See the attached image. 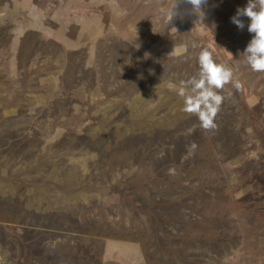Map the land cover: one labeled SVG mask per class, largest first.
<instances>
[{
	"label": "rangeland",
	"instance_id": "obj_1",
	"mask_svg": "<svg viewBox=\"0 0 264 264\" xmlns=\"http://www.w3.org/2000/svg\"><path fill=\"white\" fill-rule=\"evenodd\" d=\"M177 3L0 0V264H264L248 0ZM202 49L234 71L210 132L173 90Z\"/></svg>",
	"mask_w": 264,
	"mask_h": 264
},
{
	"label": "clouds",
	"instance_id": "obj_2",
	"mask_svg": "<svg viewBox=\"0 0 264 264\" xmlns=\"http://www.w3.org/2000/svg\"><path fill=\"white\" fill-rule=\"evenodd\" d=\"M192 6V11L199 16V22L204 19L202 6L207 4V0H184ZM177 0H170V5L166 10L167 22L171 23L177 15ZM247 17L249 23L247 30L252 33V38L242 53L245 63L253 72H264V0H248L243 8H238L236 14L231 18L232 22L239 29H244L245 25L239 17ZM186 50V49H185ZM198 73L187 80L181 81L179 86L173 85V90L182 98V111L189 116H196L200 127L210 132L217 128L215 122L225 96L220 92L225 85L233 83L234 71L232 68L215 62L212 53L207 49H202L197 57ZM234 87L239 89V81L234 83ZM193 144L192 148L195 149Z\"/></svg>",
	"mask_w": 264,
	"mask_h": 264
},
{
	"label": "trees",
	"instance_id": "obj_3",
	"mask_svg": "<svg viewBox=\"0 0 264 264\" xmlns=\"http://www.w3.org/2000/svg\"><path fill=\"white\" fill-rule=\"evenodd\" d=\"M211 18H213V16H208V17H206V19H208V23L211 25V21H210V19ZM236 82V81H235ZM234 82V83H235ZM234 92H236L237 93V95H239L241 92L240 91H234ZM237 95H236V97H237ZM227 126V124L226 123H222L221 124V128H220V130H222V129H224L225 127ZM125 151H126V149H124V150H121L120 151V153H121V155H122V159L121 160H118V161H121V162H119V163H125V164H127L128 162L125 160L126 158H125V156H129V155H131L132 154V151H130V152H128V153H125Z\"/></svg>",
	"mask_w": 264,
	"mask_h": 264
},
{
	"label": "bare ground",
	"instance_id": "obj_4",
	"mask_svg": "<svg viewBox=\"0 0 264 264\" xmlns=\"http://www.w3.org/2000/svg\"><path fill=\"white\" fill-rule=\"evenodd\" d=\"M104 5H105V4H104ZM82 137H83V136H82ZM119 149H120V148H119ZM119 149H118V150H119ZM118 150H116L115 152H117ZM121 150H122V149H121ZM116 154H117V153H116ZM115 157H116V156H115ZM115 157H113V159H114ZM117 157H118V156H117ZM114 160H115V159H114ZM116 160H117V158H116ZM140 160H141V159H140ZM134 171H135V170H134ZM160 173H161V172H160ZM209 209H210V208H209ZM226 209H227V208H226ZM215 211H216V210H215ZM226 211H228V210H226ZM226 211H225V212H226ZM222 213H223V211H222ZM209 214L212 215L211 213H209ZM213 214H214V212H213ZM222 215H223V214H222ZM227 217H231V216H228V215H227ZM213 221H214V220H213ZM209 222H210V221H209ZM240 232H241V231H240ZM69 234H70V233H69ZM204 236H205V235H204ZM245 237H246V235H245ZM239 238H240V237H239ZM245 239H246V238H245ZM116 241H118V240H116ZM238 241H239V240H238ZM245 242H246V241H245ZM119 243H120V241H119ZM123 243H125V242H123ZM127 245H128V243H127ZM124 246H125V245H124ZM124 246H123V247H124ZM105 247H106V246H105ZM121 247H122V246H121ZM108 248H109V247H108ZM124 249H126V248H124ZM110 251H111V250H110ZM220 251H221V250H220ZM212 254H213V253H212ZM220 255H221V254H220ZM223 255H224V253H223ZM210 260H211V259H210Z\"/></svg>",
	"mask_w": 264,
	"mask_h": 264
},
{
	"label": "crops",
	"instance_id": "obj_5",
	"mask_svg": "<svg viewBox=\"0 0 264 264\" xmlns=\"http://www.w3.org/2000/svg\"><path fill=\"white\" fill-rule=\"evenodd\" d=\"M106 250V249H105Z\"/></svg>",
	"mask_w": 264,
	"mask_h": 264
}]
</instances>
